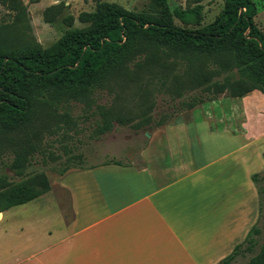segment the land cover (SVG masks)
Masks as SVG:
<instances>
[{
	"label": "crops",
	"instance_id": "1",
	"mask_svg": "<svg viewBox=\"0 0 264 264\" xmlns=\"http://www.w3.org/2000/svg\"><path fill=\"white\" fill-rule=\"evenodd\" d=\"M263 154L264 96H223L156 126L121 165L61 174L56 210L24 248L0 242V264H218L258 221Z\"/></svg>",
	"mask_w": 264,
	"mask_h": 264
},
{
	"label": "trees",
	"instance_id": "2",
	"mask_svg": "<svg viewBox=\"0 0 264 264\" xmlns=\"http://www.w3.org/2000/svg\"><path fill=\"white\" fill-rule=\"evenodd\" d=\"M95 2L93 12L78 16L81 24H87L85 27L67 30L59 41L43 49L27 37L29 26L21 0H0V5L15 13L11 25L0 27V146L23 147L27 143L25 129L42 108L53 112L64 98L82 101L93 90L105 89L110 83L119 87L138 84L143 75L153 77L158 69L166 70L172 59L186 63L197 87L207 85L205 91L213 97L206 101L223 93L241 97L259 91L264 96V32L254 21L261 9L257 0H223L222 10L203 26L200 5L170 8L167 0H150L146 11L135 13L117 3ZM62 11L63 4L46 8L44 22L53 23ZM63 20L72 27V16ZM13 27L22 28L25 38L10 35ZM210 65L212 69L201 68ZM113 121L124 122L123 117L98 106L96 134L109 131ZM168 122L163 119L156 126ZM132 127L139 128L136 124ZM16 134L20 136L16 138ZM105 164L121 165L117 161ZM71 168L80 167H67L61 174ZM258 177L252 176L256 186ZM35 180L13 188L6 187L7 182L1 179L0 213L31 202L49 190L44 179V191L37 190ZM257 190V223L218 264H231L245 254L251 255L249 264H264L259 225L264 197L258 186Z\"/></svg>",
	"mask_w": 264,
	"mask_h": 264
},
{
	"label": "rangeland",
	"instance_id": "3",
	"mask_svg": "<svg viewBox=\"0 0 264 264\" xmlns=\"http://www.w3.org/2000/svg\"><path fill=\"white\" fill-rule=\"evenodd\" d=\"M117 3L128 11L140 13L146 11L150 0H101ZM170 8L186 9L195 5L202 6L201 25L211 23L223 8V0H167ZM26 8V20L29 30L27 37L47 49L59 41L69 29H80L78 16L82 12H93L95 0H21ZM261 7L254 21L264 32V0H257ZM63 4L62 13L53 23H45L43 12L46 8ZM15 13L0 5V27L11 25ZM72 16V27H67L64 18ZM175 24H179L175 20ZM22 28H11L9 34L24 39ZM14 38V37H12ZM171 62V59L169 60ZM166 70L158 69L157 75L148 77L138 84L119 87L110 83L105 89H95L89 98L82 101L64 98L55 111L41 109V114L32 118L30 127L25 129L27 143L8 149L0 146V180L6 187H18L23 182L35 180L36 189L44 191L43 179L49 186L47 192L25 205L13 207L3 213L0 220V242L6 248L18 243L25 247L33 233L35 224L42 226L46 216L56 210V199L50 194L51 186L56 185L62 171L67 167L89 166L100 162H125L129 153H134L147 141L160 120L172 121L182 114L203 111L213 97L205 91L204 84L191 80L186 63L173 60ZM183 62V63H182ZM132 68V66H130ZM212 69V65L201 67ZM201 68H198L200 70ZM219 79V78H218ZM216 96V95H215ZM225 96L217 95L213 101ZM206 101L203 104H198ZM192 105L194 106L192 109ZM110 110L112 115L123 117V123L113 121L111 129L97 135L95 116L97 107ZM207 109V108H206ZM127 119V120H126ZM138 125L135 129L132 125ZM97 133V134H96ZM16 134L15 137H19ZM257 186L264 197V171L257 179ZM55 188V187H54ZM53 188V190H54ZM1 217V216H0ZM264 241V211L260 222ZM21 227L23 230L17 233ZM251 255H239L231 264H249Z\"/></svg>",
	"mask_w": 264,
	"mask_h": 264
}]
</instances>
